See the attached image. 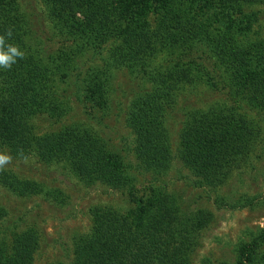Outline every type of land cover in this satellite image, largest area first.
Returning a JSON list of instances; mask_svg holds the SVG:
<instances>
[{
	"label": "trees",
	"instance_id": "obj_1",
	"mask_svg": "<svg viewBox=\"0 0 264 264\" xmlns=\"http://www.w3.org/2000/svg\"><path fill=\"white\" fill-rule=\"evenodd\" d=\"M41 1L61 23V28L71 32L74 39L71 47L82 49L90 45L96 48L94 54H100L98 49L102 44L115 42L114 65L132 70L148 68L147 77L154 90L135 99L127 113V124L133 132L143 170L162 172L169 167L171 153L164 121L166 108L172 107L185 92L197 91L199 87L225 88L228 95L264 109V42H249L245 36L244 44L238 43L237 33L233 32L236 25L228 21L218 18L215 21L213 16L210 26L216 24L219 27L211 31L200 20V14L193 15L179 7L173 9L176 0L165 2V11L158 12L153 28L148 21H140L141 15L128 23L129 2L137 6L138 0ZM220 1L219 6L236 14L239 8L264 0ZM209 6L211 12L217 13L216 7ZM240 25L247 32L252 26ZM9 28L13 35L6 43L18 45L25 57L18 58L9 70L0 68L3 88L0 93V150L7 149L15 158L35 153L43 162L65 160L85 183L98 182L114 189L123 188L127 182L115 160L106 158V150L99 146L100 143L84 137L81 129L38 135L32 132L30 125L34 112H40L46 106L56 111L53 101L49 100V86L54 77L66 80L72 74L67 72L69 64L66 63L76 64L75 85L85 102L88 101L87 94L89 98L100 99L98 94L103 93L106 84L95 71L89 74L90 78L81 79L86 64L85 61L80 64L73 54L56 60L47 52V61L41 62L39 57L43 48L39 42H28L31 31L19 13L16 1L0 0V34H5ZM219 32L224 33L223 37ZM176 48H182L186 53L164 55L162 63L155 62L159 51ZM192 51H195L193 55ZM192 62L199 64L191 69L188 66ZM216 64L222 69L227 84L223 83V75ZM251 134L258 137V127L222 103L187 113L178 153L189 171L190 184L208 189L220 186L233 169L245 165L249 154L260 144V140H251ZM259 150L264 153V146ZM0 185L24 196L39 194V188L32 182L19 181L3 170L0 171ZM148 205L147 220L141 212L142 206H138L130 223L128 218L114 211H96L93 229L75 238L69 264H189L197 229L204 226L203 221L199 224L196 219L199 215L204 219L203 213L197 212L194 219L188 218L191 215L179 219L174 204L162 195ZM216 205L232 208L219 199H216ZM263 243L264 233L240 244L236 249V264H252ZM36 248L37 236L34 232H26L18 237L10 254H5L0 246V264H35Z\"/></svg>",
	"mask_w": 264,
	"mask_h": 264
},
{
	"label": "rangeland",
	"instance_id": "obj_2",
	"mask_svg": "<svg viewBox=\"0 0 264 264\" xmlns=\"http://www.w3.org/2000/svg\"><path fill=\"white\" fill-rule=\"evenodd\" d=\"M15 1L31 31L28 42H39L40 48H43L39 57L41 62L47 61V52L56 60L73 54L80 64L84 61L86 64L81 79L90 78L89 74L95 71L107 87L98 94L100 99L89 98L87 94L88 101L85 102L79 97L80 90L75 85L76 64L66 63L69 64L67 72L69 70L72 74L66 80L54 77L49 86V100L53 101L56 111L46 106L48 109L45 107L40 112H34L30 120L32 132L49 135L71 128L81 129L84 137L100 143L99 146L106 150V158L115 160L127 184L114 189L103 183H85L65 160L43 162L35 153L15 158L2 148L0 152L13 157L3 171L39 188V194L24 196L0 185V246L4 253L10 254L18 237L31 231L37 236V248L33 255L35 264H69L73 258L75 238L93 229V214L96 211H114L128 218L130 223L138 206H142L141 212L147 220L150 213L148 204L162 195L174 204L177 218L187 219L191 215L188 218L194 219L197 212H202L206 218L204 221L199 215L196 219L199 224L203 221L204 226L197 229L189 264H236L237 247L264 233V153L259 150L264 146V109L249 106L237 96L228 95L225 88L209 90L199 87L197 91L185 92L172 107L166 108L164 121L171 153L169 167L162 172L143 170L133 132L127 124V113L135 99L154 90L147 77L148 68L132 70L114 65L112 54L115 42L102 44L98 49L100 54H94L96 48L90 45L82 49L71 47V40H74L71 32L61 28V23L52 17L41 0ZM138 1L137 6L129 2L128 23L141 15L140 21H148L152 28L155 27L157 14L165 11L164 4L168 0ZM220 2L176 0L172 8L200 14V20L211 31L219 27L216 24L210 26L213 16L215 21L218 18L236 25L233 32L237 33L238 43L244 44L245 36L249 42H264V1L239 8V14L226 10L221 4L219 6ZM208 4L216 7L214 10L217 13L211 12ZM240 24L252 25L250 31L247 32ZM219 34L221 37L224 35ZM184 53L182 48L163 49L156 55L155 62L162 63L164 55L179 56ZM196 64L199 63L192 62L188 67L192 69ZM201 67L206 71L204 64ZM216 68L223 75V83L227 84L218 64ZM2 90L0 85V93ZM213 103L233 108L257 126L259 136L251 134L250 138L260 140V144L249 154L245 165L233 169L220 186L197 188L190 184L189 171L179 158L180 135L187 113ZM216 199L223 200V204L232 208H218ZM252 264H264V243Z\"/></svg>",
	"mask_w": 264,
	"mask_h": 264
},
{
	"label": "clouds",
	"instance_id": "obj_3",
	"mask_svg": "<svg viewBox=\"0 0 264 264\" xmlns=\"http://www.w3.org/2000/svg\"><path fill=\"white\" fill-rule=\"evenodd\" d=\"M13 35L12 29L9 28L5 34H0V68L9 70L17 59H23L25 52L14 43H6V39ZM13 157L7 153L0 152V171L4 170L12 161Z\"/></svg>",
	"mask_w": 264,
	"mask_h": 264
}]
</instances>
